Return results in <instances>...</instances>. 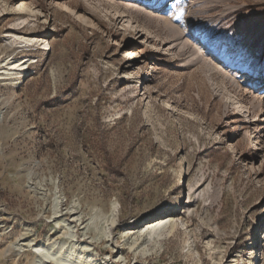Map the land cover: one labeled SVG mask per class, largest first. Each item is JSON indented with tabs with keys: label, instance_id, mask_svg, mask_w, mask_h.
I'll return each mask as SVG.
<instances>
[{
	"label": "rangeland",
	"instance_id": "1",
	"mask_svg": "<svg viewBox=\"0 0 264 264\" xmlns=\"http://www.w3.org/2000/svg\"><path fill=\"white\" fill-rule=\"evenodd\" d=\"M0 110V264H264V0H0Z\"/></svg>",
	"mask_w": 264,
	"mask_h": 264
},
{
	"label": "bare ground",
	"instance_id": "2",
	"mask_svg": "<svg viewBox=\"0 0 264 264\" xmlns=\"http://www.w3.org/2000/svg\"><path fill=\"white\" fill-rule=\"evenodd\" d=\"M136 1V0H135ZM119 2V1H118ZM123 5V4H122ZM125 5V4H124ZM128 5V4H127ZM136 6V5H135ZM135 12L144 11L143 8L140 9L138 7H135ZM128 17V16H127ZM47 50V48H46ZM126 55H131L128 51L124 52ZM24 63H21L19 61H14L12 63L6 64V76H10L11 71H19L20 67H22ZM220 68V67H218ZM22 69V68H21ZM219 70V69H218ZM4 72V73H5ZM12 73V72H11ZM23 74H20L19 77H21ZM16 81V80H15ZM19 83V82H18ZM3 116V110H0V123L2 121ZM181 180L179 178L178 186L181 184ZM31 184V183H30ZM28 189H32L30 185H28ZM168 207L165 208V212L162 214H166L161 218L157 219H151L150 222L145 223L139 232H148V236L150 238H160L164 232L168 231V228L170 231L174 230L177 227V223L174 220H168V218L171 217V212L168 211ZM117 206L113 205L112 210L110 212V215L107 216V225L105 232L107 233V237H110L112 235V227L114 226L116 222L117 217ZM157 215V214H156ZM156 215L154 217H156ZM171 219V218H170ZM59 223H57V226ZM58 230V229H57ZM59 236L55 239L48 238L44 243H42L41 246H34L32 245V241H29L28 239L23 238L22 243H17V252L20 253L24 249H31L35 254H37V257L39 258V263L43 260H50L53 264H109L108 262H96L94 258H92L90 255L91 249L89 245L86 244H78L77 242L73 241V238L75 237L73 233L67 229L64 226H59L58 231ZM59 239H65L67 241V244L64 245V243L60 244L61 242L58 241ZM18 242V241H17ZM16 245V244H15ZM11 247V246H10ZM12 249L14 250L15 247ZM54 249H58L56 253H53ZM64 249V253L60 252ZM16 250V249H15ZM29 250V251H31ZM121 262L123 261L122 257L119 258ZM125 261V260H124ZM110 262V261H109ZM37 263V262H36ZM37 263V264H39Z\"/></svg>",
	"mask_w": 264,
	"mask_h": 264
}]
</instances>
